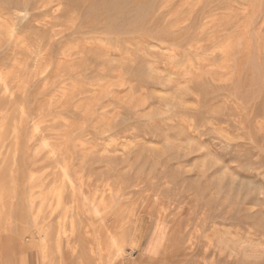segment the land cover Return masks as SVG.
I'll return each instance as SVG.
<instances>
[{
    "label": "rangeland",
    "instance_id": "1",
    "mask_svg": "<svg viewBox=\"0 0 264 264\" xmlns=\"http://www.w3.org/2000/svg\"><path fill=\"white\" fill-rule=\"evenodd\" d=\"M86 262L264 264V0H0V264Z\"/></svg>",
    "mask_w": 264,
    "mask_h": 264
},
{
    "label": "bare ground",
    "instance_id": "2",
    "mask_svg": "<svg viewBox=\"0 0 264 264\" xmlns=\"http://www.w3.org/2000/svg\"><path fill=\"white\" fill-rule=\"evenodd\" d=\"M11 7H15V8H17V6L16 5H10L9 6V8H11ZM19 8V7H18ZM7 9V8H6ZM35 156V155H34ZM34 156H33V159H38L37 157H35L34 158ZM34 161H36V160H34ZM55 196H56V198H57V202L56 203H61V197H62V190H61V188L60 189H58V191L55 193ZM59 205V204H58ZM76 207V206H75ZM55 209V208H54ZM73 209V208H72ZM69 210H65V213H66V219H68V218H70L69 219V221L70 222H73V219H74V217H73V213H69L68 212ZM75 212V211H74ZM171 211H169V213H170ZM172 215V214H171ZM165 216V215H164ZM166 217V216H165ZM168 217V216H167ZM73 218V219H72ZM168 219V218H167ZM170 220H171V218H169ZM173 219V218H172ZM75 220V219H74ZM169 220V221H170ZM174 220H175V217H174ZM69 223V222H68ZM72 224H74V223H72ZM176 224V223H175ZM179 224V223H178ZM70 225H71V223H70ZM177 225V224H176ZM176 227V226H175ZM73 230V229H72ZM64 231V230H63ZM59 232H61V231H59ZM83 232H86V231H83ZM171 232H172V230H171ZM58 233V232H57ZM71 233V232H70ZM74 233V232H73ZM60 234V233H59ZM64 234H66L65 232H64ZM61 235V234H60ZM68 235V234H67ZM78 235H80V234H78ZM90 235V234H89ZM70 236V235H69ZM80 237H81V235H80ZM79 237V238H80ZM58 238V237H57ZM79 238H78V242H79ZM106 238V237H105ZM105 238H102V236L101 237H99L98 239H97V246H98V248L99 249H102V248H104V244H106V242H107V240H106V242H105ZM55 240H57V239H55ZM84 240V239H83ZM87 240V239H86ZM90 240H91V238H90ZM60 241V240H59ZM93 241V240H92ZM96 241V240H95ZM84 242V241H83ZM154 247H156V248H159V247H161V246H163L165 243L163 242V238H162V235H161V230H160V228L158 227V229H157V232H156V236H155V239H154ZM60 243H61V241H60ZM81 243V242H80ZM92 243V242H91ZM112 243H113V245L115 246V247H117V243L113 240L112 241ZM111 243V244H112ZM59 244V243H58ZM83 244V243H82ZM45 245V244H44ZM61 245V244H60ZM92 244H90L89 246H91ZM79 246V245H78ZM87 246V245H86ZM106 246V245H105ZM46 247V246H45ZM83 247V246H82ZM81 248V247H80ZM85 248V247H84ZM87 248H88V246H87ZM89 249V248H88ZM42 251V250H41ZM73 251H76V249H75V247H74V250H72L71 252H73ZM80 251V250H79ZM89 252V251H88ZM69 253V252H68ZM26 253H24V255H25ZM93 254V253H92ZM72 255V254H71ZM83 256H85V255H83ZM26 257V256H25ZM68 257V256H67ZM75 258V257H74ZM95 258V257H94ZM94 258H92V259H88V262H90V261H93V260H95ZM73 259V258H72ZM76 259L77 258H75V261H76ZM86 259V258H85ZM78 260V259H77ZM86 261H87V259H86ZM88 262H86V263H88ZM76 263V262H75ZM95 263V262H94ZM89 264V263H88ZM91 264H93V263H91ZM128 264H130L129 262H128Z\"/></svg>",
    "mask_w": 264,
    "mask_h": 264
},
{
    "label": "crops",
    "instance_id": "3",
    "mask_svg": "<svg viewBox=\"0 0 264 264\" xmlns=\"http://www.w3.org/2000/svg\"><path fill=\"white\" fill-rule=\"evenodd\" d=\"M35 262V261H34Z\"/></svg>",
    "mask_w": 264,
    "mask_h": 264
}]
</instances>
